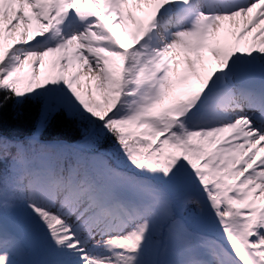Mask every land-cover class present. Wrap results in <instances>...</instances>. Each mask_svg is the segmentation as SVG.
Instances as JSON below:
<instances>
[{
  "label": "snow or ice",
  "instance_id": "snow-or-ice-1",
  "mask_svg": "<svg viewBox=\"0 0 264 264\" xmlns=\"http://www.w3.org/2000/svg\"><path fill=\"white\" fill-rule=\"evenodd\" d=\"M25 104L0 264H264V0H0V113Z\"/></svg>",
  "mask_w": 264,
  "mask_h": 264
},
{
  "label": "trees",
  "instance_id": "trees-1",
  "mask_svg": "<svg viewBox=\"0 0 264 264\" xmlns=\"http://www.w3.org/2000/svg\"><path fill=\"white\" fill-rule=\"evenodd\" d=\"M121 39L127 46L132 44L130 36H122ZM38 117L39 112L35 104H25L19 108L10 105L3 113H0V131L11 137L27 138L35 130ZM81 127L79 122L69 120L63 115H57L42 135L46 142H62L67 146H73L81 138ZM11 224L10 218L9 225ZM174 260L178 261L179 257Z\"/></svg>",
  "mask_w": 264,
  "mask_h": 264
},
{
  "label": "rangeland",
  "instance_id": "rangeland-1",
  "mask_svg": "<svg viewBox=\"0 0 264 264\" xmlns=\"http://www.w3.org/2000/svg\"><path fill=\"white\" fill-rule=\"evenodd\" d=\"M21 28L23 27V25L20 26ZM19 31V29H18ZM114 31H117L119 33V29H114ZM246 39H250V37L246 38ZM26 71L28 72H31V69H26ZM59 72V69H55L53 70L51 67H50V58H46V61H45V66L43 69H37V73L38 74H42V75H49V74H54V73H58ZM84 76L85 78L87 77V71L85 69V72H84ZM179 253L176 252V251H173V252H170L167 256L168 259H171V260H174L176 259L177 257H179V260L181 259V256L178 255Z\"/></svg>",
  "mask_w": 264,
  "mask_h": 264
},
{
  "label": "bare ground",
  "instance_id": "bare-ground-1",
  "mask_svg": "<svg viewBox=\"0 0 264 264\" xmlns=\"http://www.w3.org/2000/svg\"><path fill=\"white\" fill-rule=\"evenodd\" d=\"M22 25V24H21ZM17 31H18V29H17ZM8 43H11V41H8Z\"/></svg>",
  "mask_w": 264,
  "mask_h": 264
}]
</instances>
